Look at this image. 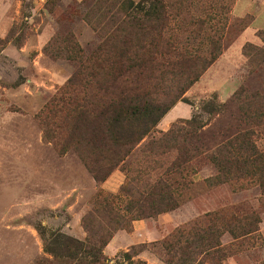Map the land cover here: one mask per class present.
I'll return each mask as SVG.
<instances>
[{"label": "rangeland", "instance_id": "374dc122", "mask_svg": "<svg viewBox=\"0 0 264 264\" xmlns=\"http://www.w3.org/2000/svg\"><path fill=\"white\" fill-rule=\"evenodd\" d=\"M7 1L0 19V264H57L45 248H59L64 236L84 239L81 220L98 194L125 200L162 191L155 184L160 165L185 155V120L193 116L203 126L190 140L193 156L172 168L178 172L169 187L173 206L118 228L102 257L167 264L165 242L184 235L171 245L178 256L185 227L205 226L206 214L217 212L212 224L226 255L221 264H264V156L239 157L246 142L264 151V116L256 114L264 111V0H160L161 13L150 22L140 12L137 21H122L111 0ZM149 35L167 39L156 40L158 49L198 55L192 69L207 52L218 54L175 99L176 82L192 73L181 75L171 65L161 72L164 58L155 60L157 67L147 62L142 52L152 48ZM81 64L93 75L75 85L74 100L90 115L60 112L57 100L48 111L54 98L68 95V80ZM120 64L132 71L117 83L155 87L159 104L169 108L104 180H96L78 150L89 148L86 128L100 124L92 115L114 95L105 88L113 79L107 68ZM169 130L174 140L148 149L151 138Z\"/></svg>", "mask_w": 264, "mask_h": 264}, {"label": "trees", "instance_id": "16d2710c", "mask_svg": "<svg viewBox=\"0 0 264 264\" xmlns=\"http://www.w3.org/2000/svg\"><path fill=\"white\" fill-rule=\"evenodd\" d=\"M145 2V6L134 5L130 0H120L117 3L114 0L108 1L109 5L116 7V9L122 12V21L135 22L139 19L137 12H140L142 17L147 22H150L157 13H161L159 10L162 7L160 0H142ZM158 8V9H157ZM148 38V45L152 48L145 49L142 54L146 55L147 62L152 61L155 66L157 59H167L166 64L161 65L159 69L165 71L167 68L171 69V66L178 68V73L181 75H188L192 73V79L187 81L179 79L176 82L178 88V94L174 96L177 99L184 91L200 76V74L208 67V65L217 57L218 53L207 52V56L203 57V62L198 69H192L196 61H200V57L195 53H185V51H175L168 48L167 45H163L160 49L155 46L156 40L162 41L166 44V40L161 36H150ZM219 52V51H218ZM156 60V61H155ZM185 60L191 62V65H186ZM171 65V66H169ZM86 67L81 64L77 68L73 78L68 80L67 88L65 92L68 95L65 98H54L47 106L49 111L51 105H58L59 111L65 114H74L77 111L85 117L89 112L86 108H78L79 104H75L74 87L76 84H80V80H83L82 76L93 75L92 72L86 71ZM197 68V67H196ZM132 65L124 67L123 64L119 66L109 65L107 73L111 74V83L105 86L109 88V93L114 94L113 97H109L105 101L97 112H95V118L100 119V124H91L87 126V131L90 134V146L88 149H79L80 157L85 161V164L89 168V171L93 174L96 180H104L110 172L130 153L131 149L137 145L157 124L162 114L169 107H161L155 94V87L152 89L143 90L142 85L138 84L133 87L131 84H127L125 81L120 84L117 83V79L125 72H131ZM192 69V70H191ZM85 77V76H84ZM181 80V81H180ZM87 83V82H85ZM86 86V85H82ZM157 86V85H156ZM243 91L240 89V92ZM71 92V93H70ZM85 92L81 99H85ZM158 96V95H157ZM57 100V101H56ZM56 101V102H55ZM250 106V103H248ZM252 105V104H251ZM264 108V103H262ZM246 107L247 109L249 108ZM256 114L264 116V111ZM90 115V114H89ZM97 124V122H95ZM203 126L197 116H193L190 119L185 120V155L179 153V155L172 160L169 164L160 165V175L156 178L155 184L162 191H147L146 196H141L140 191L137 195L139 197H132L123 200L119 198V195H113L111 193L105 196L97 195L95 207L91 208L82 217V226L86 233L84 239H78L71 236H64L59 248H48L45 250L52 255L57 264H120L109 263L102 257V249L112 237L114 231L118 228L126 227L128 221L138 218L143 215L157 214L166 208H171L174 204V199L169 187L171 174L176 172L172 171L173 167H179L185 161L190 159L192 149L190 147V140L195 138L197 131ZM179 130V129H178ZM250 131L244 130L241 134L242 137H249ZM174 140L172 130L162 134L159 138H151L147 143L148 149L166 146L168 142ZM243 161H250L248 157L259 158L264 156V151H259L255 144L250 143L241 147L240 149ZM215 152V150L213 151ZM212 153V152H211ZM182 156L184 159H182ZM246 161V162H247ZM174 181V180H173ZM126 194L130 191H123ZM148 204V206H146ZM148 208V209H146ZM134 209V211H130ZM148 210V211H145ZM124 212H131L130 217H125ZM133 213V214H132ZM211 220L209 224L205 226L185 227V246L179 247L178 256H173L170 253L171 245L177 243L179 238L181 239L183 234H179L177 239L169 242H165L164 250L165 262L167 264H221V261L225 259V254L222 251L221 242L219 237L221 235L219 229L215 227L213 219L217 217V212L206 214ZM97 220V221H96ZM110 228L111 232L106 231L103 228ZM124 259L129 257L126 252L123 254ZM43 264V263H39Z\"/></svg>", "mask_w": 264, "mask_h": 264}, {"label": "crops", "instance_id": "0c3cea01", "mask_svg": "<svg viewBox=\"0 0 264 264\" xmlns=\"http://www.w3.org/2000/svg\"><path fill=\"white\" fill-rule=\"evenodd\" d=\"M8 4L7 0H0V19L3 17V13L6 11L5 5ZM5 9V11H4ZM3 33V32H2ZM0 33V34H2ZM142 239H145V236H142Z\"/></svg>", "mask_w": 264, "mask_h": 264}]
</instances>
